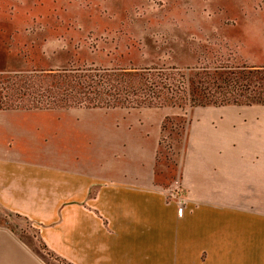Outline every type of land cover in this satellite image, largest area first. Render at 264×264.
<instances>
[{
	"label": "crops",
	"instance_id": "crops-1",
	"mask_svg": "<svg viewBox=\"0 0 264 264\" xmlns=\"http://www.w3.org/2000/svg\"><path fill=\"white\" fill-rule=\"evenodd\" d=\"M237 108L189 110L181 214L155 182L164 116L115 125L117 158L105 156L102 176L59 157L53 139L69 113L0 110V211L27 219L53 255L46 263L0 226V264H264V106ZM151 125L148 149L134 136ZM125 157L137 168L129 177Z\"/></svg>",
	"mask_w": 264,
	"mask_h": 264
},
{
	"label": "rangeland",
	"instance_id": "rangeland-1",
	"mask_svg": "<svg viewBox=\"0 0 264 264\" xmlns=\"http://www.w3.org/2000/svg\"><path fill=\"white\" fill-rule=\"evenodd\" d=\"M220 64L264 66V0H0V110L39 111L20 106L22 99L15 93L21 83L19 74L32 71L70 67L183 69ZM38 97L33 93L24 99ZM14 106L19 108L5 109ZM189 110L72 107L42 111L69 113L59 122L57 140L53 139L60 146L59 157L102 176L111 175V169L103 166L105 156L107 163L117 158L115 125L124 123L130 129L131 122L135 126L168 117L158 139L155 182L181 207L185 198L181 163ZM241 114L246 119V112ZM105 125L109 153L102 145ZM153 134L136 133L134 137L151 149ZM134 161L124 158L129 171L122 177L137 170ZM236 203L246 206L243 200ZM0 226L50 263L52 257L39 248L34 239L37 230L27 219L0 211Z\"/></svg>",
	"mask_w": 264,
	"mask_h": 264
},
{
	"label": "trees",
	"instance_id": "trees-1",
	"mask_svg": "<svg viewBox=\"0 0 264 264\" xmlns=\"http://www.w3.org/2000/svg\"><path fill=\"white\" fill-rule=\"evenodd\" d=\"M19 76L21 83L15 93L26 110L264 106V66L70 67ZM33 93L39 97L24 99ZM38 244L53 257L39 238Z\"/></svg>",
	"mask_w": 264,
	"mask_h": 264
},
{
	"label": "built area",
	"instance_id": "built-area-1",
	"mask_svg": "<svg viewBox=\"0 0 264 264\" xmlns=\"http://www.w3.org/2000/svg\"><path fill=\"white\" fill-rule=\"evenodd\" d=\"M181 211H182V208L179 207V208H178V214H179V213L181 214Z\"/></svg>",
	"mask_w": 264,
	"mask_h": 264
}]
</instances>
